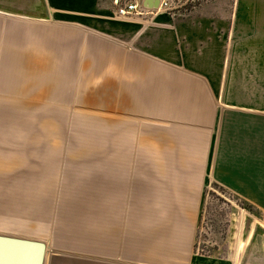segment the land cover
I'll return each mask as SVG.
<instances>
[{"label": "crops", "instance_id": "crops-1", "mask_svg": "<svg viewBox=\"0 0 264 264\" xmlns=\"http://www.w3.org/2000/svg\"><path fill=\"white\" fill-rule=\"evenodd\" d=\"M24 10L111 37L79 46L96 59L86 72L110 85L109 124L95 126L94 264H216L193 256L206 189L264 210V0L173 18L110 17L109 0H1L5 57L21 80L38 72L24 59L46 51L23 39Z\"/></svg>", "mask_w": 264, "mask_h": 264}, {"label": "rangeland", "instance_id": "rangeland-1", "mask_svg": "<svg viewBox=\"0 0 264 264\" xmlns=\"http://www.w3.org/2000/svg\"><path fill=\"white\" fill-rule=\"evenodd\" d=\"M109 1L110 17L173 18L199 4L223 0H170L167 11L125 16L115 14V2L128 0ZM23 12L28 17L22 18L23 39L34 34V44L46 51L24 59L23 70L37 73L22 74L21 80L20 74L10 72L12 59L5 57L9 17L0 13V23L6 21L0 26V234L44 242V264H94L95 126L98 117L109 124L104 95L110 85L109 74L86 72L94 68L86 64L96 59L80 58L79 46H106L111 37L94 36L52 18L43 20L42 11ZM46 38L52 41H43ZM71 43L73 49L66 50ZM189 206L184 203V208ZM193 256L205 263L264 264V210L209 186Z\"/></svg>", "mask_w": 264, "mask_h": 264}, {"label": "water", "instance_id": "water-1", "mask_svg": "<svg viewBox=\"0 0 264 264\" xmlns=\"http://www.w3.org/2000/svg\"><path fill=\"white\" fill-rule=\"evenodd\" d=\"M160 0H143L147 9H157ZM46 246L34 239L0 234V264H44Z\"/></svg>", "mask_w": 264, "mask_h": 264}, {"label": "built area", "instance_id": "built-area-1", "mask_svg": "<svg viewBox=\"0 0 264 264\" xmlns=\"http://www.w3.org/2000/svg\"><path fill=\"white\" fill-rule=\"evenodd\" d=\"M115 7V14L119 16L125 15H140L143 14L144 11H167L171 8L170 0H160L159 6L157 9H147L142 5L141 0H128L123 3H118L117 1Z\"/></svg>", "mask_w": 264, "mask_h": 264}]
</instances>
